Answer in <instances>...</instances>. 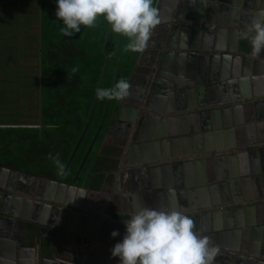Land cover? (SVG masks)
Here are the masks:
<instances>
[{
  "label": "crops",
  "instance_id": "0c3cea01",
  "mask_svg": "<svg viewBox=\"0 0 264 264\" xmlns=\"http://www.w3.org/2000/svg\"><path fill=\"white\" fill-rule=\"evenodd\" d=\"M187 4V14L203 16V20L190 22L205 28L229 27L234 23L243 27L258 11L264 10V0H191ZM44 7L45 0H0V132H15L19 138L25 136H21L23 132L54 126L43 122L47 116L43 113V97L47 94L44 65L51 54L50 46L47 50L43 48ZM186 22L174 20L173 41L185 45L189 55L185 59L186 69L195 74V80H203L196 84L201 85V93L191 98L192 103L207 102L208 112L200 115L194 113V108L186 109L188 116L175 119L172 137L177 142L165 145L166 149L159 145L153 155L147 156L148 162L141 164H135L134 139L116 133L112 141L119 145L114 146L112 166L102 174L98 195H90L93 203L82 202V207L87 205L89 211L80 212L101 218L100 224L106 221L113 230L119 228L114 223L120 221L123 228L113 237L118 242L124 234L123 219L129 218L132 205L180 210L192 202L191 191L195 188L197 206L184 210L193 219L194 229L207 227L201 234L227 245L226 249L233 245L248 248L252 243L263 247L264 207L263 210L257 207L264 202L260 197L264 187V151L259 149L260 140H264V76H254L258 79L250 81L251 90L258 95L254 100L238 99L246 64L241 57L245 53L227 50L240 49L238 33L231 35L228 30L197 33L185 30ZM209 86L217 102L210 100ZM249 113L253 114V120H249ZM163 154L175 157L170 161ZM172 161L179 166H171ZM165 163L170 167L161 166ZM152 165L158 168L153 170ZM22 175L28 183L35 182L32 175ZM38 175L40 178L43 174ZM154 182L159 186L153 185ZM169 182L171 186L165 187ZM176 182L182 188L175 187ZM199 186L204 188L200 191ZM204 210L209 214L202 216ZM199 214L201 217L194 218ZM82 215L76 217L74 226L79 232L86 230ZM42 217L36 212L28 219L42 225L43 222L38 223ZM50 217L51 213L43 219L49 222ZM12 219L0 213V264H32L37 235L34 230L26 235L11 224ZM43 264L52 263L46 260Z\"/></svg>",
  "mask_w": 264,
  "mask_h": 264
},
{
  "label": "water",
  "instance_id": "95a60500",
  "mask_svg": "<svg viewBox=\"0 0 264 264\" xmlns=\"http://www.w3.org/2000/svg\"><path fill=\"white\" fill-rule=\"evenodd\" d=\"M197 1L199 2V0ZM153 4L158 9L159 17L161 13L163 16L160 17V23L154 29L148 47L143 52L133 53L128 50L125 54H121L120 47L124 39L121 35H119L114 50L109 52L107 45L112 31L108 26L102 43V50L107 58L111 56L117 58L111 86L119 79L121 61L124 59L126 60L124 74L120 79H126L130 83L129 95L119 101L107 100L98 128L77 171L73 175H69L68 172L93 121L98 102L96 95L93 98L88 120L60 174H58L59 169L53 167L51 168L52 173L42 175L40 178L35 176L37 178L34 179V183L32 182L34 184L33 191L22 189L15 191L14 185L17 177L23 176L22 173L9 167L0 166V188L5 190L0 191V213L12 217L11 224L25 231L26 235L31 230L35 231L37 239L33 249L32 264H43V261L46 260L52 264H118V258L110 255V248L117 242L110 235L113 227H110L106 221L100 224L101 218L93 217L91 214L82 215L80 212L87 210L88 207L87 205L82 207L83 201L86 200V204L93 203L94 199L90 195L95 197L98 195L100 191L98 188L102 184V180H100L102 174L106 168L112 166L115 147L108 141L109 134L115 126L123 124L126 129L124 132H127L128 138L134 139L132 146L136 153L135 164H141L148 162L147 158L149 157L147 156L153 155L159 145L166 149L165 145L177 142L178 139L172 137L175 119L188 116L187 114L190 113L186 109L194 108V113L198 112L200 115L208 112V108L205 106L207 102L192 103L191 98L195 97L197 93H201L199 90L201 85L196 87V84H200L203 80L200 78L195 80V74L191 73L189 68L186 69L185 59L189 55L185 52V45H177L173 41L174 20L189 21L184 23L183 27L185 30L193 29L197 33L206 29L216 32L228 30L231 35H235L241 32L244 26L237 27L234 22H231L234 24L229 27L210 26L205 28L200 23L190 22L191 20H203V16L199 13L195 15L194 12H191L192 15L189 12L187 14V10L183 9L184 5H181L179 0H154ZM239 42L240 49L228 48L227 50L245 53L241 57L246 64L238 99L241 98L250 102L258 96L251 90L250 81L258 79L254 76H264V52L260 56L253 57L248 41L240 39ZM153 44L155 46L151 48ZM106 68L107 65L105 64L101 70L97 87H102ZM207 89L211 97L210 100L217 102L213 88L209 86ZM248 118L253 120V114L249 113ZM117 131L122 130L117 129ZM96 144L98 146L91 164L84 172V176L81 177L85 164ZM259 144L260 151H264V140H260ZM163 155L165 159L170 161L175 157V155L170 156V154ZM170 164L174 167L179 166L177 162L173 161ZM170 164L165 163L161 166L169 168ZM157 168V165L151 167L153 170ZM167 186H171V183L165 184V187ZM175 187L182 188V185L176 182ZM201 188L204 187H198L200 191ZM191 192L193 194L192 202L190 205L181 207L180 211L184 212V210L194 209L197 206L195 201L196 189L193 188ZM260 197L264 199V187L261 189ZM259 204L257 208L263 210L264 202ZM30 205L33 206L31 210H29ZM71 207L80 209L76 211L70 209ZM88 209L91 210V207ZM30 211L32 212L31 216L37 212L41 217H45L47 214L49 216L51 213L49 222H46L43 217L40 219V222L47 226L35 224L31 220L27 221ZM207 214L209 211L204 210L201 215L206 216ZM81 215L85 219L84 228L86 230L79 232L74 226L76 217ZM198 217H201L200 214L194 216L197 219ZM120 224V221H117L114 223V227L123 228ZM94 227L95 232H92ZM199 227L201 226L194 229L198 235H203L201 231L204 232L203 230H205L206 232L208 230L207 227H203L202 230ZM210 242L218 247V253L213 264H264V246H257L256 243H252L248 248H238L233 245L226 249L227 245L223 246L222 243L212 239Z\"/></svg>",
  "mask_w": 264,
  "mask_h": 264
},
{
  "label": "clouds",
  "instance_id": "9594fccd",
  "mask_svg": "<svg viewBox=\"0 0 264 264\" xmlns=\"http://www.w3.org/2000/svg\"><path fill=\"white\" fill-rule=\"evenodd\" d=\"M55 16L61 22L59 32L72 37L81 26L92 28L103 19L115 34L127 39V49L143 52L160 23L153 0H55ZM247 40L253 57L264 52V10H260L238 34ZM75 71V69H73ZM130 83L119 79L111 87H97L99 100H122L129 95ZM58 169L62 162L52 157ZM128 219H123L124 234L110 248L118 264H213L218 247L206 235L194 231L193 219L176 208L132 205ZM111 237L119 235L112 230Z\"/></svg>",
  "mask_w": 264,
  "mask_h": 264
},
{
  "label": "rangeland",
  "instance_id": "374dc122",
  "mask_svg": "<svg viewBox=\"0 0 264 264\" xmlns=\"http://www.w3.org/2000/svg\"><path fill=\"white\" fill-rule=\"evenodd\" d=\"M55 8V0H45V38L43 48L47 50L48 46H50L51 51H53L54 49L57 50L58 46H62L63 43H66L73 47V49L84 52V55L76 54L75 58L70 57V63L72 64L63 68L66 72V79L67 77H73L76 79V88L73 93V96H76V99L74 97H67V84L64 82L61 84L60 89H55L54 93L59 96H65L67 100L64 99L65 102L63 104L60 103V105H58L52 112L51 110L46 112L47 116L45 114L43 119V122L46 121L54 126L51 128H37L35 131L23 132L21 136H25L21 138H19L15 132H0V166H9V168L18 170L22 174H30L32 176H39V172L43 175H47L50 172L52 173L51 168L57 167L53 163L52 157H57L62 162L64 168L66 161L76 144L78 136L88 120V114L93 102V99L91 100V98L95 95V89L97 88V83L103 66L105 64L107 65L102 87H111L117 65V58L114 56L107 58L102 50V43L108 29V25L102 18L97 21L94 27L84 28L81 26L80 33H76L72 37H66L59 32V28L62 25L61 22L56 19ZM118 38L119 35L112 32L107 45L109 52L114 50ZM126 45L127 39L124 37L120 47L121 54L127 52L128 49ZM125 63L126 60L123 59L121 61L119 79L124 74ZM73 69H75V71H73ZM56 94L47 93L44 95L43 113L46 111L45 108L50 106L53 107V105L56 104ZM106 102L107 99H98L93 121L74 157L73 162L71 163L68 171L69 175H73L77 171L83 157L85 156L92 137L100 123ZM81 103L82 105L85 103V110L83 109V106L78 105ZM88 107L90 108L87 111ZM67 112H69V115H67ZM27 135H29V138ZM67 142L72 146L70 151L66 150L65 144ZM97 146V144L94 146V149L85 164L81 177L84 176V172H86L90 166ZM56 152L60 153L57 154ZM64 161L65 163H63Z\"/></svg>",
  "mask_w": 264,
  "mask_h": 264
},
{
  "label": "trees",
  "instance_id": "16d2710c",
  "mask_svg": "<svg viewBox=\"0 0 264 264\" xmlns=\"http://www.w3.org/2000/svg\"><path fill=\"white\" fill-rule=\"evenodd\" d=\"M76 54H83L84 52L81 51H77L75 49H73V47L69 46V44L63 43V45L58 46L57 50H53L51 51V54L47 57V61L44 65L45 70H44V83L47 89V93L50 94H56L55 89H60V86L62 83H66L67 84V97H71L73 98L74 96V89L76 88V79L73 77H67V79L65 78V71L63 70V68L65 66L71 65L72 63H70V57H76ZM57 89V90H58ZM57 95V94H56ZM56 104L53 105V107H48L45 108V112H49V110H51V112L58 106L60 105V103H64V99H66V97L64 96H56ZM61 97V98H59ZM76 99V96L74 97ZM67 100V99H66ZM86 107L85 103L78 104ZM90 107H88L87 111L89 110ZM85 110V109H84ZM86 111V114H87ZM69 113V112H67ZM66 150L70 151L71 150V145L70 143H66L65 144ZM57 153V152H56ZM60 152H58L57 154H59Z\"/></svg>",
  "mask_w": 264,
  "mask_h": 264
},
{
  "label": "flooded vegetation",
  "instance_id": "af4514ba",
  "mask_svg": "<svg viewBox=\"0 0 264 264\" xmlns=\"http://www.w3.org/2000/svg\"><path fill=\"white\" fill-rule=\"evenodd\" d=\"M179 2H181V5H184L183 6V9L184 10H186L187 8L185 7V5L187 4V3H189V2H191V0H179ZM153 3H154V0H153ZM188 5V4H187ZM207 30V29H206ZM206 30H202L201 32H206ZM154 34H156L157 35V33L156 32H154ZM159 35V34H158ZM123 42V41H122ZM173 42V41H172ZM152 47L151 48H154V44L153 45H151ZM128 51V50H127ZM148 51V50H147ZM145 55H147V54H145ZM150 54L148 53V56H149ZM94 96V95H93ZM94 98V97H93ZM93 98H91V100L93 99ZM93 101V100H92ZM113 101V100H112ZM90 104H91V101H90ZM125 113V112H124ZM71 114V113H70ZM67 115H69V113H67ZM89 115V114H88ZM123 122H125V121H123ZM122 122V123H123ZM124 125L123 124H121V125H117V126H115L113 129L114 130H112L111 131V133L109 134V137H108V141H109V143H111V144H113L114 146H117L118 147V143L117 142H114V141H112L113 140V137H115V135H116V133H118V134H122V133H124V135H125V137L126 138H128V135H127V132H124V130H126L124 127H123ZM117 129H119V130H122V131H117ZM82 131V130H81ZM89 131V130H88ZM94 132V131H93ZM81 133V132H80ZM80 135V134H79ZM79 137V136H78ZM113 159H115V152L113 153ZM60 174V173H59ZM33 177H35V176H33ZM35 178H37V177H35ZM15 188H18L19 190H24V191H28V190H31V191H33V186H34V184L31 182V183H28V181H25V177L24 178H22V177H17V181H16V183H15ZM43 201H45V200H43ZM187 205V204H186ZM188 205H190V204H188ZM33 208V206L32 205H30V209L29 210H31ZM31 214H32V212L30 211L29 212V216H31ZM26 220H31V219H26ZM37 220H39V219H37ZM32 221V220H31ZM38 223H40V221H38ZM108 223V222H107ZM106 224V223H105ZM45 225V224H44ZM43 225V223H42V225L41 226H44ZM45 227V226H44Z\"/></svg>",
  "mask_w": 264,
  "mask_h": 264
}]
</instances>
